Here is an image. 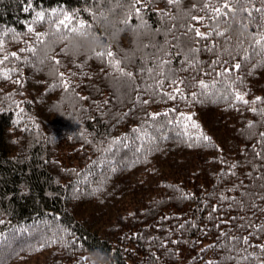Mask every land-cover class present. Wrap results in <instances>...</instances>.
<instances>
[{"label": "trees", "instance_id": "1", "mask_svg": "<svg viewBox=\"0 0 264 264\" xmlns=\"http://www.w3.org/2000/svg\"><path fill=\"white\" fill-rule=\"evenodd\" d=\"M260 36L264 0H0V264L264 262Z\"/></svg>", "mask_w": 264, "mask_h": 264}, {"label": "clouds", "instance_id": "2", "mask_svg": "<svg viewBox=\"0 0 264 264\" xmlns=\"http://www.w3.org/2000/svg\"><path fill=\"white\" fill-rule=\"evenodd\" d=\"M101 32L94 29H80L67 36L66 47L73 54L95 52L106 47V36H111L115 30L114 23L106 17L101 18ZM84 264H112L111 255L100 249H91L85 253Z\"/></svg>", "mask_w": 264, "mask_h": 264}, {"label": "snow or ice", "instance_id": "3", "mask_svg": "<svg viewBox=\"0 0 264 264\" xmlns=\"http://www.w3.org/2000/svg\"><path fill=\"white\" fill-rule=\"evenodd\" d=\"M139 2H140V0H137V3H139ZM169 2L171 3L172 0H169ZM141 6H142V7H146V5H143V4H142ZM206 6H207V5H206ZM227 7L231 8L232 5H231V4H227ZM25 10L27 11V9H25ZM52 11L55 12L56 10H55V9H52ZM89 11H91V9H89ZM134 11H135V13H136L137 16L140 15V8H135ZM212 11L218 13V12L220 11V9H219V8H213ZM44 15H45L44 12H43V11H40V12H37V15H36L35 18H36V19H39V20H43ZM71 19H72V17H71V13H67V12L64 13V15H63V19L60 20V21L56 24V27L59 28L61 24H64L65 26H67V22L70 21ZM195 19L199 20V19H201V18H200V17H196ZM86 24H87V22H86L85 20H83V19H81V20L79 21V25H80V26H86ZM27 26H28L29 30H32V29H33V25H32L31 23H29ZM71 30L78 31V30H80V28L71 29ZM194 31H195V34H196L197 36H206V35H209V33H203V32H200L198 29H195ZM44 36H45V33H39V32L36 33V37H37V40H38V41H39V40H42V39L44 38ZM259 39L264 40V36H260ZM2 42H3V41H0V43H2ZM29 47L32 49V51H35V48H32L31 45H29ZM11 55H12L13 57H16L17 54H16L15 52H13V53H11ZM97 55H98V56H103V55H105V54H104L103 52H101V53H97ZM107 56L109 57V60H108V63H109V64H113V65H115V66L117 67V69H118L120 72H124V71H125L123 68H120V67H119L120 61H119V60H116V59L113 57V53H112L111 51H109V52L107 53ZM52 59L55 60L56 57H52ZM235 67L239 68V64H237ZM0 71H3V74H4L5 76H8L9 73H10V71H14V70H10V69H2V70H0ZM125 74H126V75H129V76L132 75L131 73H125ZM63 75H64L63 73H60V76H61V77H63ZM17 83H19V81H17ZM63 83H64V86H65V87H68V82H67L66 79L63 81ZM200 84H201V85H204V81H200ZM161 90H162V89H161ZM177 92H179V89H177ZM234 93H235V98H236V100H238V101H244L245 103H247V101L244 100V95H243L241 92L234 90ZM254 99H255V100H261V97H258V96H257V97H254ZM165 111L167 112L168 110L165 109ZM252 111H256V109L253 108ZM158 115H159V113H156V112H152V113H151V116H153V117H156V116H158ZM248 123H249V124H252V121H249ZM203 140H204V141H210V140H211V137H209V136H207V135H203ZM257 227L259 228L260 225H257ZM242 239H245V240H246L247 237H242ZM259 247L261 248V250H264V244L259 245ZM104 251L107 252V250H104ZM85 260H86V256H81V257H79L78 264H84V261H85ZM261 264H264V262H261Z\"/></svg>", "mask_w": 264, "mask_h": 264}]
</instances>
